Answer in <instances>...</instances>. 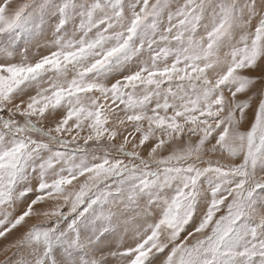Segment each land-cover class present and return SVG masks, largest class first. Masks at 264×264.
<instances>
[{"label":"snow or ice","instance_id":"6c2138e0","mask_svg":"<svg viewBox=\"0 0 264 264\" xmlns=\"http://www.w3.org/2000/svg\"><path fill=\"white\" fill-rule=\"evenodd\" d=\"M0 264H264V0H0Z\"/></svg>","mask_w":264,"mask_h":264}]
</instances>
